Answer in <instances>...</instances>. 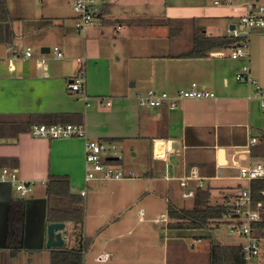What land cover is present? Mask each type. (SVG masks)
<instances>
[{
    "label": "crops",
    "instance_id": "0c3cea01",
    "mask_svg": "<svg viewBox=\"0 0 264 264\" xmlns=\"http://www.w3.org/2000/svg\"><path fill=\"white\" fill-rule=\"evenodd\" d=\"M4 1L8 19H1L0 0V24L9 26H0V169L16 168L37 183L22 195L0 182V264H59L82 243V264H169L170 243L182 250L184 238L211 264L212 245H241L240 237L214 242L224 223L172 227L170 209H192L202 191L210 192V205H228L248 184L241 167L260 159L250 155V144L264 135V106L256 85L236 78L246 60L233 59L228 49L191 55L204 48L195 45L199 35H227L245 6L103 0V15L80 31L74 0ZM248 42L251 74L264 88V31H252ZM56 46L62 57L51 50ZM29 47L33 56L11 69L9 58ZM81 68L87 97L67 88ZM193 83L214 96L178 97L173 108V98L162 107L140 104L150 89L173 96ZM61 113L62 123L85 124L88 138L122 145L112 161L126 177L87 181L85 138L31 135L32 121L54 124ZM56 221L66 224V240L49 248L46 227Z\"/></svg>",
    "mask_w": 264,
    "mask_h": 264
},
{
    "label": "built area",
    "instance_id": "2783aa9c",
    "mask_svg": "<svg viewBox=\"0 0 264 264\" xmlns=\"http://www.w3.org/2000/svg\"><path fill=\"white\" fill-rule=\"evenodd\" d=\"M103 0H74L73 9L76 17V27L80 31H85L93 25L95 21L103 15ZM218 5L242 4L246 12L241 16L238 23L228 27L227 35L240 37L243 34L246 38L243 42L233 43L230 48V56L233 59H245L246 62L240 67L236 74L237 80L241 82L253 83L257 87L262 105L264 106V88L258 84L257 79L251 74L249 64L250 47L248 37L255 28L264 29V4L255 0H216ZM57 57H62L63 52L59 47L51 48ZM33 56L32 49L29 47L24 55L14 53L9 58V67L15 69L17 63L29 59ZM37 62L44 68L45 60L37 59ZM47 67V66H45ZM67 88L70 92L84 97L86 96V70L81 68L77 75L67 82ZM214 96V93L198 88L197 83H193L190 88L181 89L176 95H170L167 92H156L153 89L148 90L140 97V104L152 107H162L166 105V100L173 98L170 107L176 105V98H207ZM34 137L45 138H85V159L86 180L93 179H115L120 180L126 177L122 168L113 164L108 157L120 155L122 145L115 141H97L88 138V132L85 124L78 123H54V124H34L30 130ZM257 142L253 138L250 146ZM241 178L247 181V186L237 194L233 202L230 203V209L225 214L226 225L231 232H234L242 239V255L245 264H261L260 262V242L263 239L256 232L255 224L263 219V202H255L252 196L250 183L254 179H264V164L257 162L254 165L242 166L240 169ZM0 182L11 183L22 195L28 194L37 181L23 179L16 168L4 167L0 169ZM86 194V191H83ZM193 195L192 192L186 193ZM165 215L160 220H165Z\"/></svg>",
    "mask_w": 264,
    "mask_h": 264
},
{
    "label": "trees",
    "instance_id": "16d2710c",
    "mask_svg": "<svg viewBox=\"0 0 264 264\" xmlns=\"http://www.w3.org/2000/svg\"><path fill=\"white\" fill-rule=\"evenodd\" d=\"M1 19H8V10L4 0H1ZM246 38L243 36L233 37L228 35L205 37L199 35L196 38L195 45L204 46L202 50L196 49L192 56H206L210 50L228 49L230 50L233 43L243 42ZM57 119L52 120L53 123H62L66 114H56ZM32 121V126L35 124ZM250 155L254 158H264V135L258 143L253 145ZM252 196L255 202H263V219L255 224L256 232L264 238V179H254L250 183ZM201 192V191H200ZM202 199H200L192 209L174 208L170 209V216L173 219L172 227L178 228H205L210 225L225 224V214L230 209L228 205H210L209 191H202ZM82 221V219H80ZM79 222V221H77ZM76 222V223H77ZM85 246V243H84ZM83 243L78 252L69 251L65 253V257L60 259L59 264H82L83 263ZM64 255V251L62 252ZM67 261L68 263H65ZM211 264H245L242 255L241 245H219L214 244L211 247Z\"/></svg>",
    "mask_w": 264,
    "mask_h": 264
},
{
    "label": "rangeland",
    "instance_id": "374dc122",
    "mask_svg": "<svg viewBox=\"0 0 264 264\" xmlns=\"http://www.w3.org/2000/svg\"><path fill=\"white\" fill-rule=\"evenodd\" d=\"M207 1L212 5L214 4V0H207ZM52 49H54V47H52ZM34 51L38 54L41 53L40 49L38 50V48L36 47H34ZM256 162H261L264 164V158H260ZM186 202L189 201L186 200ZM221 229L222 231L220 233V236H215L214 242H218V240H223V241L238 240L239 236L236 235L234 232H231V230L226 224H224L221 227ZM161 230H163V228H161ZM165 234L167 239L171 238L172 236V232L168 230H165ZM219 237L220 239H218ZM168 253L170 256L169 264H206V261L208 260L207 254L204 251L198 252L197 245L194 246L191 243V240L187 238L183 239L182 250H180L177 246L175 247L171 242ZM160 259H162V257ZM260 262L261 264H264V239L261 240L260 242ZM158 264H160V262Z\"/></svg>",
    "mask_w": 264,
    "mask_h": 264
},
{
    "label": "water",
    "instance_id": "95a60500",
    "mask_svg": "<svg viewBox=\"0 0 264 264\" xmlns=\"http://www.w3.org/2000/svg\"><path fill=\"white\" fill-rule=\"evenodd\" d=\"M6 24L8 25V23H1L0 26ZM9 26V25H8ZM253 31H264V29L262 28H255ZM243 37L245 36L244 34L242 35ZM48 52L50 51V49L47 48H43L42 52ZM119 157H108L109 160H116ZM66 224L64 222H51L47 225L46 227V246L49 248L52 247H62L64 246L65 240H66V236L63 235V231L65 230ZM43 240H45V238L43 237Z\"/></svg>",
    "mask_w": 264,
    "mask_h": 264
}]
</instances>
